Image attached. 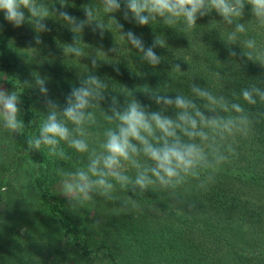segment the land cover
<instances>
[{
	"label": "trees",
	"instance_id": "1",
	"mask_svg": "<svg viewBox=\"0 0 264 264\" xmlns=\"http://www.w3.org/2000/svg\"><path fill=\"white\" fill-rule=\"evenodd\" d=\"M36 3L47 11L43 22L50 31H37L32 22L14 27L0 11V81L4 91L17 92V118L23 122L12 131L0 118V264H264V99L254 91L264 94V18L251 13L247 0L232 24L213 9L198 16L192 28L183 18L168 24L157 16L141 26L129 12L125 20L124 0L113 12H105L104 0ZM85 8L92 10L91 20ZM58 10L87 23L73 32L74 25ZM237 24L245 31L237 32ZM129 30L145 49L156 38L164 42L153 48L158 65L148 63L128 41ZM36 35L41 44L34 42ZM248 41L254 46L249 48ZM67 45L79 47L83 55L65 53ZM89 76L107 87L100 89L104 99H94V106L85 110L93 119L78 130L62 112L70 88ZM37 79L45 80L47 96L39 92ZM194 87L218 102L198 96ZM245 89L253 93L255 104L244 100ZM156 95L183 96L195 105L189 114L199 110L209 118L232 120V130L200 123L199 130L207 135L201 139L177 129L181 142L199 145L206 160L191 173H181L175 188L161 186L150 172L155 183L144 190L134 184L138 172L155 166L141 152L122 160L118 169L130 183L121 186L107 177L112 199L94 190L83 206L69 202L58 181L73 180L75 173L88 170L92 159L106 155L105 133L118 131L119 121L108 119L113 107L122 111L137 101L146 112L177 120L181 109L157 104ZM47 99L59 106L57 117L64 120L70 138L83 139L87 151L79 152L65 140L56 154L44 145L29 148L28 141L39 137L50 111ZM234 104L243 112H236ZM149 139L160 146L165 137L156 130ZM220 157L226 159L217 163Z\"/></svg>",
	"mask_w": 264,
	"mask_h": 264
},
{
	"label": "clouds",
	"instance_id": "2",
	"mask_svg": "<svg viewBox=\"0 0 264 264\" xmlns=\"http://www.w3.org/2000/svg\"><path fill=\"white\" fill-rule=\"evenodd\" d=\"M124 2L126 6L125 20L129 19V12L135 22L141 26L148 25L157 16L165 18V22L168 24H173L177 19L183 18L188 28L196 25L198 16H206L213 9L228 24H232L233 17H239L245 7V0H124ZM247 3L251 6L253 15L264 18V0H247ZM104 5L105 12H113L121 7L120 0H104ZM25 9L30 15H25ZM0 11L4 13V19L14 27L19 28L25 22H32L37 31H50L43 22L48 13L42 6L37 5L36 0H0ZM84 11L88 20H91L93 18L92 10L85 8ZM59 15L74 25L71 29L73 32L80 31L87 23V21L77 22L75 17L65 11H59ZM97 27L103 30L102 24H97ZM120 27L122 28L123 25H120ZM2 28L3 25L0 24V29ZM236 31L244 32V25L237 24ZM101 35H103V31H101ZM125 35L135 48L144 53L143 59L153 66L160 63V57L156 55L153 48L157 45L163 46L164 42L162 40L156 38L153 46L145 49L142 41L132 31H127ZM231 38L234 39V35ZM33 39L36 44L42 43L38 35L34 36ZM247 46L249 48L253 47L254 41H248ZM64 51L65 53H73L76 56L83 55L79 47L72 45H67ZM230 54L235 55V53ZM92 63L95 65L96 61L93 59ZM175 67L180 70L179 64ZM114 71L119 72V68H114ZM36 83L39 85V92L47 96L48 89L45 87V80L37 79ZM105 87L107 86L97 76H89L81 81L79 87L70 88L62 112L63 117L75 124L79 130V127L86 120L93 119L92 113H86L85 110L94 106L92 104L94 99H104L100 89ZM192 91L213 104L218 102L207 91L196 87ZM254 91L260 94L261 99H264V94L259 93L258 90ZM242 95L249 104L256 103L251 91L245 89ZM154 99L157 104L175 105L176 108L181 109L177 120L174 121L160 112H146L144 106L137 101L129 103L122 111L113 107V116L108 117V119L111 120L114 117L119 121L118 131L109 129L105 133L106 141L103 148L106 155L92 159L87 171L80 170L75 173L73 180L63 182L62 194L69 202L75 200L83 206L85 202L92 200L90 193L94 190L98 191L101 196L112 199L109 194L113 190V184L109 182L107 177L114 178L121 186L130 183L129 177L122 174L118 169L122 160H130L133 155H139L141 152L152 160L155 166L144 168L143 171L138 172L134 184L144 190L155 181H158L161 186L175 188L182 182L181 173H191L198 164L206 160L205 154L199 145L181 142L177 135V129H180L189 138L200 137L201 139H207V135L199 130L198 124L200 123L212 128H222L229 132L232 130V120L224 121L215 117L209 118L199 110L195 111V116L189 114L188 109H195V105L183 96L156 95ZM18 102L19 96L16 91L6 92L0 90V118L4 121V127L12 131H18L23 127V122L17 118L20 111ZM46 103L50 111L40 127L39 137L28 141L29 148L40 149L44 145L49 148L52 154H56L60 140H65L77 151H87V143L83 139L70 138L71 134L64 120L58 119L56 109L59 106L51 99H47ZM112 103L113 105L116 104L115 97L112 98ZM232 107L238 113L243 112L238 104H234ZM196 117H199V121ZM239 119L241 123H248L247 117H240ZM156 130H159L165 137L163 144L160 146L153 144L149 139V137L155 136ZM169 137L174 139L169 142L166 139ZM133 141H137L140 147ZM59 154L63 155V152L61 151ZM224 159L226 158L220 157L217 163ZM132 162L136 167H139L135 161ZM101 164L102 167H100ZM149 172L152 177H155V181L149 177ZM89 173H91V176ZM91 177L97 178L92 179ZM122 205L126 206L127 201H122Z\"/></svg>",
	"mask_w": 264,
	"mask_h": 264
},
{
	"label": "rangeland",
	"instance_id": "3",
	"mask_svg": "<svg viewBox=\"0 0 264 264\" xmlns=\"http://www.w3.org/2000/svg\"><path fill=\"white\" fill-rule=\"evenodd\" d=\"M0 90H4V85H3V83L0 81ZM60 184H63V182H64V180H61V179H59V181H58Z\"/></svg>",
	"mask_w": 264,
	"mask_h": 264
}]
</instances>
